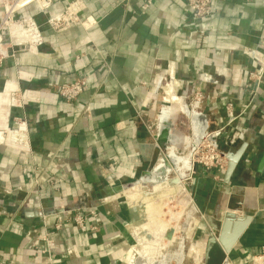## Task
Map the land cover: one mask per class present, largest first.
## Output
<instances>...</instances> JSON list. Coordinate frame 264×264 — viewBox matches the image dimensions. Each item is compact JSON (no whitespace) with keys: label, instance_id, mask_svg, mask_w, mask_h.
<instances>
[{"label":"crops","instance_id":"0c3cea01","mask_svg":"<svg viewBox=\"0 0 264 264\" xmlns=\"http://www.w3.org/2000/svg\"><path fill=\"white\" fill-rule=\"evenodd\" d=\"M70 1L54 0L44 14L25 10L43 42L15 49L0 66V86L7 81L6 90L15 86L28 98L12 115L33 130L28 152L0 145V264H49L40 249L44 235L52 253L64 256L59 264H251L264 258V80L257 89L248 81L254 68L243 53L257 48L263 55L264 0H212L204 20L192 17L186 0H78L80 20L92 17L95 24L51 31L46 19ZM76 80L86 82L85 91L63 101L57 89ZM166 80L177 104L161 105ZM198 83L202 100L193 103L188 92ZM152 115L153 138L145 127ZM6 123L5 116L4 142L14 146L23 126ZM181 123L187 135L177 133ZM219 128L213 145L225 166L197 167L187 193L178 173H190L195 141ZM158 138L172 157V177L106 196L137 179ZM177 193L186 201L181 216H164V200ZM76 208L97 212L91 239L73 225L53 232L52 221L44 224L45 216ZM38 211L46 215L34 217ZM225 216L227 252L217 239L208 243L209 226H223ZM74 243L77 256L65 255Z\"/></svg>","mask_w":264,"mask_h":264},{"label":"built area","instance_id":"2783aa9c","mask_svg":"<svg viewBox=\"0 0 264 264\" xmlns=\"http://www.w3.org/2000/svg\"><path fill=\"white\" fill-rule=\"evenodd\" d=\"M54 0H0V66L4 59L9 56H13L15 49H31L36 48L43 42L42 32L39 25L36 23L33 16L24 15V11L32 9L34 14H44L53 5ZM66 1V0H63ZM186 5L194 19L204 20L211 15L212 0H186ZM82 10V5L78 0L70 1L66 3L64 11L58 14L50 15L46 21V26L53 32L61 31L68 28L70 25L76 24L83 27V29H88L95 24V20L92 17H86L82 20L79 18V12ZM19 29L20 37L17 41L11 38V29ZM204 31L201 30L200 34ZM263 55L257 51V48L252 49L250 52L248 50H243L245 55H248L251 59L253 71L248 73V81L256 82L255 89L258 88L264 80V23H262V43L259 47ZM204 82L209 80V77H204ZM7 81L2 84L0 96L4 94L5 97L2 100L7 102H0V134H7L5 129H2L3 117L6 116L8 126V118L11 117V108L21 107L23 102L28 100L26 92L20 93L19 89L13 86L10 90H6ZM86 89V82L84 80H76L70 83H64L57 89L58 96L65 102H72L76 100L80 94H82ZM7 92H6V91ZM162 105H174L177 103L179 96L176 95L172 80H166L161 86ZM190 102L198 103L202 100V92L200 84H195L191 86L189 92ZM226 114L231 119L229 123L232 122V104H227L225 107ZM13 122L10 127L15 124L22 125L23 131L20 135H16L14 146H8L5 142H0V145L7 146L11 149H16L23 152H28L30 150L29 145V134L33 132L28 122L23 118L12 116ZM140 121L143 122L142 117L138 116ZM157 118L156 115H152L151 122L146 124V130L150 137H154V130L156 126ZM222 129H216L208 132L200 144L194 148L191 153V168L188 177L189 184L192 182V175L195 173V169H215L221 170L225 166V161L220 152L213 145L215 141L221 134ZM111 167V166H110ZM119 179V178H118ZM185 189V188H184ZM180 217V216H179ZM175 216V219H179ZM50 221L54 223L53 232H58L62 229L63 224L73 225L77 232L85 237V239H91L93 235L97 232L98 225L97 222V212L95 209L90 208H76L65 210L59 213L45 216L44 224H49ZM174 221V220H173ZM45 247H41L42 253H46L48 256L49 264H59V257H64L63 255H56L52 253L53 244L52 241L47 239V236L40 237ZM38 244L36 243L35 246ZM77 244L74 243L71 247L65 251V255H76L77 254ZM109 246V244H108ZM105 251L104 255L108 256L110 254L109 247ZM77 256V255H76ZM58 257V258H57ZM251 264H264V258L262 256L255 257L251 261Z\"/></svg>","mask_w":264,"mask_h":264},{"label":"water","instance_id":"95a60500","mask_svg":"<svg viewBox=\"0 0 264 264\" xmlns=\"http://www.w3.org/2000/svg\"><path fill=\"white\" fill-rule=\"evenodd\" d=\"M163 119H165V115L163 114V110L160 114V121L162 122ZM205 134H202L198 140L195 141V145L198 146L200 142L204 139ZM167 152L165 151V148L163 147L161 140L158 138L156 142V146L153 149L151 158L149 160V163L144 171L140 173V175L135 179L134 181H131L127 184L123 185H117L115 187H111L109 190H107L106 196H114L116 194H120L123 191H126L128 189L140 186L145 187L146 189H149L152 186H155L157 184L163 183L168 181L172 177V161L169 157H167ZM160 164V165H159ZM234 165L233 162L229 163V166L227 168V175L230 174L232 171ZM189 174L181 175L178 173V180L180 183L183 184L185 189L189 191V181H188ZM150 194L146 193L145 195ZM60 210L59 212H61ZM0 212H3V209L0 208ZM34 217H40L42 215H46L45 212L38 211V212H32ZM229 215V214H228ZM229 216H225L224 224L220 223H213L210 227V229L213 231L211 236L209 237V245L213 244L214 241L217 239L218 242L222 245L223 251L227 252L230 242L226 244L224 242V236L225 232L227 230V227L229 226ZM244 225V224H243ZM243 225L240 226V229L243 227ZM218 230V232H216ZM221 230V231H220ZM172 229H168V235L171 233Z\"/></svg>","mask_w":264,"mask_h":264},{"label":"rangeland","instance_id":"374dc122","mask_svg":"<svg viewBox=\"0 0 264 264\" xmlns=\"http://www.w3.org/2000/svg\"><path fill=\"white\" fill-rule=\"evenodd\" d=\"M1 88H2V85L0 86V92H1ZM162 105V104H161ZM160 105V106H161ZM168 105V104H167ZM166 105V106H167ZM170 105V104H169ZM159 106V105H158ZM13 108H11V111H12ZM12 115V113H11ZM13 116V115H12ZM9 117L8 118V126L10 127L12 122H13V117ZM156 118H157V115H156ZM154 130V129H153ZM177 133L178 134H182V135H187L189 133V129H188V126L185 124V123H181V125L178 126L177 128ZM187 151L184 150V153L182 155H186ZM126 178H121L119 179V181L121 183L125 182ZM128 180V179H127ZM126 180V181H127ZM118 181V182H119ZM178 182V181H177ZM182 184V183H180ZM183 185V184H182ZM172 187V184L170 185ZM183 188H185L183 186ZM186 190V189H185ZM187 193H189V191L186 190ZM165 202V207H163V213H164V216H170V215H176V217L178 216H181V207L183 206V204L186 203V201L183 199V195L181 194H173L169 197V199H165L164 200ZM180 213V214H179Z\"/></svg>","mask_w":264,"mask_h":264},{"label":"bare ground","instance_id":"6f19581e","mask_svg":"<svg viewBox=\"0 0 264 264\" xmlns=\"http://www.w3.org/2000/svg\"><path fill=\"white\" fill-rule=\"evenodd\" d=\"M11 38H12V40H14V41H17V39H19V37H20V35H19V33H20V31H19V29H16V28H12L11 29ZM182 103V102H181ZM177 104V103H176ZM181 109H183V108H181ZM167 108H164V110H163V114L164 115H166V113H167ZM17 125L18 124H15L13 127H17ZM161 131V130H160ZM163 132V131H162ZM5 135V134H4ZM4 135H2V134H0V142H4ZM197 147V146H196ZM167 157H169L170 159H172V157H170L169 155H167ZM189 164H190V168H191V155H190V159H189ZM160 184H162V183H160Z\"/></svg>","mask_w":264,"mask_h":264}]
</instances>
